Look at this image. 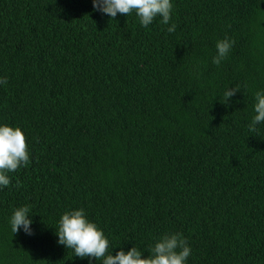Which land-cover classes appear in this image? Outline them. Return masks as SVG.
I'll return each mask as SVG.
<instances>
[{
  "label": "trees",
  "instance_id": "16d2710c",
  "mask_svg": "<svg viewBox=\"0 0 264 264\" xmlns=\"http://www.w3.org/2000/svg\"><path fill=\"white\" fill-rule=\"evenodd\" d=\"M172 3L168 25L144 27L92 0H0V125L21 127L31 150L0 188V264H102L58 243L59 219L80 208L113 255L147 257L179 232L187 264H264V123L248 128L264 91V0ZM25 205L33 234L14 235Z\"/></svg>",
  "mask_w": 264,
  "mask_h": 264
},
{
  "label": "clouds",
  "instance_id": "9594fccd",
  "mask_svg": "<svg viewBox=\"0 0 264 264\" xmlns=\"http://www.w3.org/2000/svg\"><path fill=\"white\" fill-rule=\"evenodd\" d=\"M94 10L109 15L115 19L117 14L131 15L135 12L142 26L148 27L154 19L162 17L161 23L168 25L173 10L172 0H92ZM176 24L172 23L167 31L175 32ZM235 41L227 37L217 42V54L212 62L219 66L233 47ZM6 77H0V84H7ZM240 86L228 88L223 94L225 105L229 98L239 92ZM253 116L248 128L251 132L257 131V125L264 123V91L255 93ZM31 163V150L26 142V134L21 127L8 124L0 125V188L11 184L9 173ZM17 180L16 187H21ZM30 205L14 210L11 218V231L17 234L23 228L26 234H33L30 216ZM58 243L72 249L76 257L89 258L91 261H102V264H187L191 248L182 233H165L154 245L149 246L147 257L142 250L133 246L125 251L123 248L115 255L109 253L110 241L94 222H91L83 208L66 211L58 222L56 229Z\"/></svg>",
  "mask_w": 264,
  "mask_h": 264
}]
</instances>
